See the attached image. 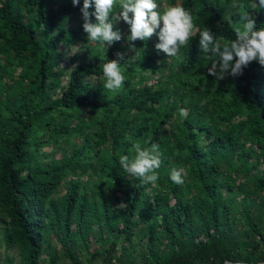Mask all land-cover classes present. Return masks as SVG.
I'll return each mask as SVG.
<instances>
[{
	"label": "trees",
	"instance_id": "16d2710c",
	"mask_svg": "<svg viewBox=\"0 0 264 264\" xmlns=\"http://www.w3.org/2000/svg\"><path fill=\"white\" fill-rule=\"evenodd\" d=\"M232 1L178 0L197 32L169 57L176 85L157 79L152 86L147 74L167 57L155 49L158 35L136 40L134 49L127 38L115 41L66 72L59 48L84 40L83 0H0V223L5 249L17 253L16 262L4 254L0 264L264 260V234L253 224L245 236L231 233L234 205L247 211L257 199L259 220L264 216V67L252 61L242 74L217 80L199 45L205 27L221 43L235 39L246 11L264 27V9ZM75 13L82 20L71 25ZM118 51L127 60L119 91L83 79L102 76ZM134 76L142 87L130 85ZM173 117L178 125L166 127ZM135 143L160 146L155 184L120 165L122 155H135ZM48 146L58 158L44 151ZM174 168L184 170L183 184L170 179ZM92 236L100 245L89 251ZM134 237L145 238L137 258L129 253Z\"/></svg>",
	"mask_w": 264,
	"mask_h": 264
},
{
	"label": "clouds",
	"instance_id": "9594fccd",
	"mask_svg": "<svg viewBox=\"0 0 264 264\" xmlns=\"http://www.w3.org/2000/svg\"><path fill=\"white\" fill-rule=\"evenodd\" d=\"M72 3L77 6L79 0H72ZM233 7L242 6L234 2ZM247 7L264 9V0H258V3L251 0ZM92 8L94 11L90 12ZM80 11L87 40L105 46L121 40V31L115 27L121 20L130 26V34L127 36L129 48H135L136 40L146 41L156 34L159 42L155 44V49L167 57L177 56L197 32L192 12L182 4L162 7L157 0H83ZM91 16H95V23L91 21ZM241 19L245 23L234 29L235 39L229 43L219 42L209 27L199 30L200 48L212 61L208 73L217 80L229 73L232 76L242 74L243 69L252 61H258L264 67V27H257L255 17L248 11L242 13ZM77 51L71 52L75 54ZM124 55L118 51L116 59H108L103 65L104 88L109 92L119 91L126 80L125 70L121 68V63L127 61ZM134 149V156L120 157L121 167L128 176L140 179L142 184H155L158 180L157 170L162 164L160 146L135 143ZM183 173L182 168H174L170 179L176 184H183Z\"/></svg>",
	"mask_w": 264,
	"mask_h": 264
},
{
	"label": "rangeland",
	"instance_id": "374dc122",
	"mask_svg": "<svg viewBox=\"0 0 264 264\" xmlns=\"http://www.w3.org/2000/svg\"><path fill=\"white\" fill-rule=\"evenodd\" d=\"M118 2V0H117ZM178 0H175L173 3L170 2V0H157L158 5H161L162 7H167L168 5H174V4H178L177 3ZM236 4H240L239 1L237 0H233V3ZM55 5H50L49 8H54ZM91 21L93 23L96 22V18L95 16L90 17ZM81 13H75L72 14L69 18H68V22L71 25H75L78 21H81ZM115 27L119 28V30L121 31V40L119 41L121 44L124 43L125 38H127L128 34H129V27L128 24L125 23L124 21H120L118 22V24L115 25ZM159 31V29H157V32ZM84 40H81L77 43H74L72 46L68 47V48H63L60 47L59 50L61 52L60 58L57 61L59 66H63L66 68V72H68V70L73 67L75 64H77L78 62L84 60H88L90 58V54H93L95 51H103L105 48H107L110 45H103L100 42H93L91 40H87V33L84 32L83 34ZM155 34L151 37V40H153ZM79 50V51H77ZM76 52L77 56L74 59H71L72 57V52ZM125 53H128V56L130 58H134V56L136 55L135 51L134 52H129L127 50H125ZM170 58L169 57H165L164 58V63H162V65L164 64V66L161 69H158L157 71H155L153 74H147V79L145 83L152 85L156 83V80L159 79L161 81V85H163V83H168L169 85H173L175 86L176 83L175 82H171L172 78L169 75V71L174 72L175 71V64L173 61H169ZM84 80L89 79L90 82H92L93 84L95 83H104L105 81V77L102 75L100 77H94L92 75L90 76H84L83 78ZM66 80V75H62L61 76V83L62 85L65 83ZM194 83H196V81H194ZM130 85L132 86H138V87H142L143 83L137 82V77L134 76L133 80L130 82ZM57 91L53 90L51 92V95H57ZM172 98V97H171ZM184 112V111H182ZM179 121L177 120L176 117H173L172 120H170V122L168 123V125H166V127H172L175 125H178ZM202 148V147H201ZM44 151L48 154L54 155L56 158L59 157V151L57 149H51L49 146L44 148ZM45 160V159H44ZM87 176H81L80 178H86ZM235 181L237 182V177H235ZM63 191V187L59 186L57 189V192L60 193ZM224 194H228V191H223ZM254 195H251V197H253ZM169 199L172 200V195H169ZM253 206H250L249 204H246V210H244V207L241 206L240 204L234 205L233 206V216H234V220L232 222L233 225V229L231 231V233H236L239 235H244L245 233H250V232H254L252 230V228L250 227V224H253V228L257 231H260L264 234V216L261 217V219L259 220V216H258V210L259 208L262 206V204L260 202L257 201V199L252 201ZM1 223H0V263H2V259L4 257V254H7L9 257H11V259L16 262L17 261V253L14 247H9L8 249H5V245L2 239V235H1ZM253 240L259 241L261 242V238L258 236V234L254 233V237ZM145 242V238H135L133 239V244L129 247V253L132 254L133 256H135L136 258L137 256V252L139 250H143L144 247L140 246L139 244L144 243ZM100 245V242L96 241L94 236L89 238V244H88V250L91 251L95 248H97ZM55 247H57L58 245H54ZM43 256V255H42ZM84 258V256H83ZM68 264V263H66ZM83 264H86L85 262Z\"/></svg>",
	"mask_w": 264,
	"mask_h": 264
},
{
	"label": "built area",
	"instance_id": "2783aa9c",
	"mask_svg": "<svg viewBox=\"0 0 264 264\" xmlns=\"http://www.w3.org/2000/svg\"><path fill=\"white\" fill-rule=\"evenodd\" d=\"M114 264V262H112ZM202 264H264V260L245 261L242 259H232V258H223L220 260L209 259L208 261Z\"/></svg>",
	"mask_w": 264,
	"mask_h": 264
}]
</instances>
